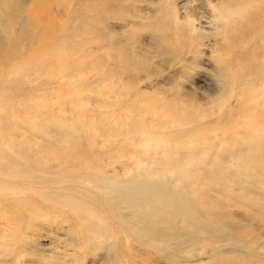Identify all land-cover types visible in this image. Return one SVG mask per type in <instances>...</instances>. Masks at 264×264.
Instances as JSON below:
<instances>
[{"label":"rangeland","instance_id":"rangeland-1","mask_svg":"<svg viewBox=\"0 0 264 264\" xmlns=\"http://www.w3.org/2000/svg\"><path fill=\"white\" fill-rule=\"evenodd\" d=\"M263 38L264 0H0V264H264Z\"/></svg>","mask_w":264,"mask_h":264},{"label":"bare ground","instance_id":"bare-ground-1","mask_svg":"<svg viewBox=\"0 0 264 264\" xmlns=\"http://www.w3.org/2000/svg\"><path fill=\"white\" fill-rule=\"evenodd\" d=\"M130 188L133 189L134 193L139 192L141 197L136 196L137 195L136 193L135 195V194L123 192L122 195L120 196L122 203L123 202L129 203L141 214L140 217H142L143 220H147L148 222L151 221V223L153 222L158 226L166 222L164 220L165 216H171V215L184 216L186 212L195 213V211H193L188 206L186 201H184L185 197L183 193L176 190L178 187L174 190L172 188L170 189V187L168 186H164V185L158 186L153 183L151 184L148 182H142V183H135ZM176 198L178 200H175ZM183 220H184L183 223L185 224L186 227L192 226L195 222L193 220L190 221L184 218Z\"/></svg>","mask_w":264,"mask_h":264}]
</instances>
